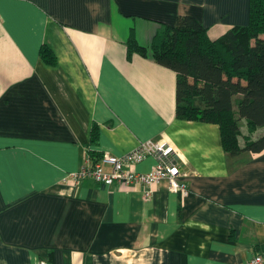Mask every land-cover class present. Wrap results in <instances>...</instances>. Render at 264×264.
<instances>
[{
    "label": "crops",
    "instance_id": "0c3cea01",
    "mask_svg": "<svg viewBox=\"0 0 264 264\" xmlns=\"http://www.w3.org/2000/svg\"><path fill=\"white\" fill-rule=\"evenodd\" d=\"M248 1L0 0V264H243L264 250V149L229 155L216 124L176 118L174 72L124 46L182 15L215 38L247 23ZM145 139L176 148L186 195L62 181L88 150Z\"/></svg>",
    "mask_w": 264,
    "mask_h": 264
},
{
    "label": "trees",
    "instance_id": "16d2710c",
    "mask_svg": "<svg viewBox=\"0 0 264 264\" xmlns=\"http://www.w3.org/2000/svg\"><path fill=\"white\" fill-rule=\"evenodd\" d=\"M124 46L126 58L133 53L147 56L174 72L176 118L216 124L221 147L229 155L264 149V132L251 138L257 128L264 129V0H249L247 23L215 38H209L194 17L182 15L173 25H163L147 45L128 36ZM38 56L54 63L45 44ZM241 119L245 135L240 133ZM96 137L92 125L89 144H95ZM99 155L87 151L90 162ZM47 260L51 264V254Z\"/></svg>",
    "mask_w": 264,
    "mask_h": 264
},
{
    "label": "built area",
    "instance_id": "2783aa9c",
    "mask_svg": "<svg viewBox=\"0 0 264 264\" xmlns=\"http://www.w3.org/2000/svg\"><path fill=\"white\" fill-rule=\"evenodd\" d=\"M149 156L154 159L150 169L146 172L136 171L134 166ZM176 156L177 151L172 143L163 139H145L121 155L103 152L94 162L87 158L82 167L65 173L62 181L77 184L81 180L90 179L107 186L128 184L141 188L144 196H149L151 185L164 180L168 191L183 196L188 193V187ZM243 264H264V250L254 253Z\"/></svg>",
    "mask_w": 264,
    "mask_h": 264
},
{
    "label": "rangeland",
    "instance_id": "374dc122",
    "mask_svg": "<svg viewBox=\"0 0 264 264\" xmlns=\"http://www.w3.org/2000/svg\"><path fill=\"white\" fill-rule=\"evenodd\" d=\"M238 125H239V129H240V133L242 134V135H245V133H246V131H245V125H244V121L241 119V120H238ZM263 130L264 129H262V128H257L255 131H254V133H256V134H261L262 132H263ZM253 133V134H254ZM253 134H252V136H253Z\"/></svg>",
    "mask_w": 264,
    "mask_h": 264
}]
</instances>
